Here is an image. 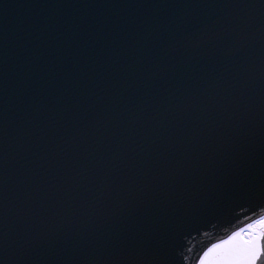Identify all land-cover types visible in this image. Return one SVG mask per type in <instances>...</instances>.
Returning a JSON list of instances; mask_svg holds the SVG:
<instances>
[{
  "label": "water",
  "instance_id": "obj_1",
  "mask_svg": "<svg viewBox=\"0 0 264 264\" xmlns=\"http://www.w3.org/2000/svg\"><path fill=\"white\" fill-rule=\"evenodd\" d=\"M227 2L231 0H0V36L33 18L159 13L129 6ZM196 15L209 25L236 26L244 38L238 43L234 34L200 48L177 46L169 57L176 76L165 78L154 96L137 100L145 108L143 120L137 121L138 110L130 105L114 126L90 128L75 143L67 125L44 129L50 139H42L41 128L34 129L30 144L14 140L12 127L6 144L0 137V155L8 153L7 168L0 169V178L7 176V199L0 204L9 210L10 236L22 231L17 213L27 212L30 201L29 222L37 229L41 220L51 223L67 210L74 243L81 242L82 232L87 233L85 242L97 248L159 242L168 235L176 239L171 253L177 264H197L211 243L260 213L252 210L254 202L244 190L264 183V18L257 15L248 23L211 8L198 9ZM185 35L178 33L176 39ZM169 42L165 35L162 46ZM230 48H238L235 55L227 53ZM181 76L187 78L186 88L179 87ZM170 104L175 107L169 109ZM33 168L39 176L29 183L26 172ZM84 168L90 171L82 183L91 192L74 202L71 191H65L66 176ZM104 175L116 183L105 185ZM94 184L106 192L102 200H97ZM67 239L62 237L59 245ZM45 256L53 259L42 243L33 259Z\"/></svg>",
  "mask_w": 264,
  "mask_h": 264
},
{
  "label": "snow or ice",
  "instance_id": "obj_2",
  "mask_svg": "<svg viewBox=\"0 0 264 264\" xmlns=\"http://www.w3.org/2000/svg\"><path fill=\"white\" fill-rule=\"evenodd\" d=\"M129 7L156 8L159 13L33 18L16 31L0 36V137L5 144L9 127L15 130L14 140L30 144L34 129L41 128L42 139H50L44 129L63 130L65 125L72 128L71 142L75 143L90 128L114 126L130 110V105L138 110L137 121L143 120L145 108L137 100L154 96L165 78L176 76V67L169 57L177 46L200 48L205 42L222 41L234 34L239 37L238 43L244 38L242 33H236V26L220 21L212 25L202 23L196 15L198 9H216L225 17L246 19L248 23L257 15L264 18V0ZM167 10L173 11L168 14ZM162 15H167V19L162 20ZM178 33H186L183 40L176 39ZM165 35L170 41L166 48L162 46ZM237 51L238 48L227 49L231 55ZM178 84L186 88V76H181ZM174 107L169 105V109ZM123 158L114 156L116 160ZM7 165L8 153L4 151L0 155V169ZM89 171L84 168L75 175L69 171L66 176L65 191H71L74 202L77 196L83 199L85 193L91 192L82 183ZM171 171L174 174L176 170ZM38 176L35 168L26 172L29 183ZM100 179L105 185L116 183L107 175ZM7 184L5 175L0 178V201L7 199ZM49 185L54 188V181H49ZM92 187L98 193L97 200H102L106 192L95 184ZM135 187L142 191L140 185ZM244 191L254 202L252 210L259 209L260 213L246 227L211 243L202 251L197 264H264V183ZM8 211L7 204H0V264H177L171 253L176 239L168 235L159 242L97 248L85 242L87 233L82 232L81 242L74 243L67 231V210L57 213L51 223L41 220L42 226L37 229L29 222V201L28 211L17 213L22 231L10 236ZM81 214L87 215V211ZM62 237L68 239L60 246ZM42 243L48 244L53 259H33Z\"/></svg>",
  "mask_w": 264,
  "mask_h": 264
},
{
  "label": "bare ground",
  "instance_id": "obj_3",
  "mask_svg": "<svg viewBox=\"0 0 264 264\" xmlns=\"http://www.w3.org/2000/svg\"><path fill=\"white\" fill-rule=\"evenodd\" d=\"M248 224V223H247ZM247 224H245V225H243L242 227H240V228H238V229H236L235 231H237V230H239V229H241V228H244V227H246V225ZM234 232V231H233ZM232 233V232H231ZM231 233H229V234H231ZM229 234H227V235H229ZM226 235V236H227ZM226 236H224V237H222V238H220L219 240H221V239H224ZM218 241V240H217ZM216 242V241H215ZM214 243V242H213ZM210 246V245H209Z\"/></svg>",
  "mask_w": 264,
  "mask_h": 264
}]
</instances>
